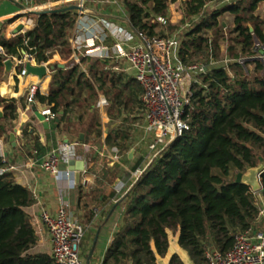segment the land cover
I'll return each instance as SVG.
<instances>
[{"label": "trees", "instance_id": "16d2710c", "mask_svg": "<svg viewBox=\"0 0 264 264\" xmlns=\"http://www.w3.org/2000/svg\"><path fill=\"white\" fill-rule=\"evenodd\" d=\"M212 1L186 0L183 7V22L196 16L199 20L183 34L181 59L185 63L203 60L206 68L192 83L190 105L185 108L189 129L165 146L120 197L118 204L123 212L119 230L102 264H157V255L165 256L169 250L168 231L177 229L179 244L194 264H209L208 250L229 251L235 236L254 226L258 218L255 193L236 178L238 173L245 174L264 163V59L258 58L264 47V19L256 13L264 0H217L214 9L208 11ZM121 2L137 32L163 37L166 30H157L159 24L170 32L176 28L168 18L172 0ZM226 13L234 15V36L224 60L219 58L225 39L219 18ZM76 14L77 10L31 13L33 25L24 35L13 39L0 36L4 48L0 53V80L7 57L22 58L25 52L41 64L61 47L67 59L71 51L67 39ZM158 17L168 23L157 22ZM81 61L83 66L71 60L52 70L47 76L48 93L38 96L54 104L57 117L52 121L57 126L67 114L75 112L86 127L84 143L98 141L122 152L131 133L118 124L104 135L95 110L98 97L102 94L112 101L108 117L118 123L121 118L127 121L142 112L143 88L134 78L114 71L107 60L82 57ZM249 65H253V71ZM26 105V99L0 94V139H9L18 110ZM80 156L86 159L98 199L117 198L116 188L106 190L119 179L118 169L97 175L91 167L97 159ZM141 163L142 158L132 171ZM261 183L264 194V172ZM34 203L32 191L17 183L12 172L0 175V264H57L49 253L31 252L38 236L26 208ZM170 264L184 263L174 254Z\"/></svg>", "mask_w": 264, "mask_h": 264}, {"label": "crops", "instance_id": "0c3cea01", "mask_svg": "<svg viewBox=\"0 0 264 264\" xmlns=\"http://www.w3.org/2000/svg\"><path fill=\"white\" fill-rule=\"evenodd\" d=\"M60 1L62 0H35V4L42 6V10L77 5L76 2L62 5ZM18 4L21 3L16 2L15 0H0V36L13 39L18 36L14 34L18 32L19 26H24L25 16L22 14L23 8ZM84 7L90 14L96 15L98 19L115 18L122 22L128 20L130 17L129 12L121 1L84 0ZM27 17H30V15ZM182 17L183 14H180L178 17L172 19L169 7L168 18L175 27L176 24L182 21ZM232 21V25L234 26V20ZM223 26L224 29L227 30L230 25L224 23ZM78 31L79 26L77 25V22L76 24L74 22L67 39V45L71 50L69 57L67 59L62 57V49L59 47L50 53L51 57L48 61L49 65L59 63L65 66V63L68 61H75V59L71 57L73 46L71 39ZM220 51L224 54L222 56L225 58L227 49L221 47ZM81 59L82 58H80V60ZM102 60H107L109 63L124 62L123 60L119 61L118 59ZM77 64L83 66L82 61ZM249 66L253 67L252 65ZM112 69L117 73L134 78L126 67L119 71L118 67L112 64ZM14 72L15 68H13L9 75H5L4 71V75L0 80L1 95L25 99L28 87L31 83H37L40 86L41 94L46 95L48 93V77L44 80H39L32 75L23 78H16ZM98 98V107L103 106L107 109L112 107V101L107 100L104 95L99 94ZM0 109L3 112V108L0 107ZM18 113V120L14 121V127L12 131H10V133H16L15 144L10 141V136L8 140H5L4 138L0 139L3 149V157L1 160L4 163V166L9 169L8 171L13 173L15 181L29 188L35 198V203L26 208V212L29 214L31 223L38 236V242L35 247L31 249V252L51 254L50 236L42 220V210L47 209L50 213L55 214L61 207L67 206V209L73 216L74 220L84 226L85 233L82 242V250L86 257H88L89 252L93 247L95 238L98 237L92 255L91 264H102L104 255L109 245L112 243L116 232L119 230V221L123 212V207L118 204V201L123 194L118 195L117 198L102 196L98 199L99 192L94 186H92L94 183L93 178L88 174V171L87 175L90 178V184L88 186L78 184L75 188H71L69 180L66 178H57L41 168L40 163L42 158L49 151L66 142L80 140V135L83 133L84 138L83 141L80 140L81 144L77 147V154L78 159L85 161L86 170L88 167L86 159L80 156V154L87 156L89 159H97L95 163L91 165L92 168L95 167L94 172L97 175H102V172L105 170L113 171L115 167L116 170L118 169L117 172H119V179L116 180L114 185H112V187L110 186V189L108 188L106 191H110L113 188L119 189L120 187L125 191H128L137 180L139 176L138 173L145 170V168L151 163V159L161 153L165 148V144L163 142H156L153 135L146 131L144 128V113L142 115L143 117L138 116V118L141 117L139 119H135L138 115L137 114L127 121L121 118L118 123L112 124V127L119 124L121 128H126L131 133V138L126 149L122 152H119L118 150V160L113 157L114 154L112 149L114 147H108L104 143V146L102 145L99 149L96 144H90L92 142L84 143L87 131L80 122L78 114L75 112L67 114L65 120L58 126L53 121L49 122L48 126H45L40 117H38L32 109H25L20 106ZM103 118L110 121L107 114H105ZM106 133L107 130H104V135H106ZM91 138L94 140V136H91ZM131 151L133 154L130 157ZM141 158L142 163L139 168L136 171H132L131 167ZM102 159L106 162L105 164L100 165L98 162ZM259 166L264 168V163ZM61 168L70 169V166L69 164H62ZM255 195L259 207V215L254 226L256 230L264 231V194L262 191H259L256 192ZM91 211H93L92 213L94 215L89 219ZM168 234L170 241L169 250L165 256L157 255V264H170L171 257L174 254L179 255L184 264H194L187 250L179 244V229L169 230ZM114 264L126 263L120 262Z\"/></svg>", "mask_w": 264, "mask_h": 264}, {"label": "built area", "instance_id": "2783aa9c", "mask_svg": "<svg viewBox=\"0 0 264 264\" xmlns=\"http://www.w3.org/2000/svg\"><path fill=\"white\" fill-rule=\"evenodd\" d=\"M15 1L23 4L22 14L25 21L23 29L14 35H24L33 25V19L27 16L33 11L42 10L43 7L36 5L35 0ZM216 1L210 2L208 6L214 5ZM71 2L84 7V0L60 1L62 5ZM198 20L199 16L181 21L170 34L149 37L134 30L130 17L122 22L115 18L98 19L86 8L77 10L75 24L77 22L79 31L71 39V57L77 63H81L82 57L123 60L126 69L143 88L141 101L145 115L144 128L153 135L156 142H163L167 146L189 129L184 115L185 108L190 105L192 83L196 82L206 69L201 63H185L181 59L183 34ZM156 21L163 25L168 23L163 17H158ZM0 53H4V50ZM260 56L264 59V54ZM8 58L17 65V68L14 67L16 78L28 76L25 69L27 61L40 65L27 53L22 58ZM41 64L49 65L48 62ZM38 94H41L40 86L31 83L26 93L25 109L38 111L46 121L51 122L57 117L54 104L41 100ZM80 144V140H75L52 149L42 158L41 168L57 178H66L71 188L78 184L88 186L90 178L86 168L81 171L79 182L76 181L73 170L61 168L62 164H69L70 160L78 159L77 147ZM112 152L114 159L118 160V149L114 147ZM8 170L5 166L0 167V175L9 172ZM126 192L122 187L117 189L118 195H124ZM42 220L50 236L51 255L57 264H88L82 250L84 226L74 220L67 206L61 207L55 214L43 209ZM206 257L209 264H264V231H258L255 226H251L235 236L234 245L229 251L221 253L210 249Z\"/></svg>", "mask_w": 264, "mask_h": 264}, {"label": "water", "instance_id": "95a60500", "mask_svg": "<svg viewBox=\"0 0 264 264\" xmlns=\"http://www.w3.org/2000/svg\"><path fill=\"white\" fill-rule=\"evenodd\" d=\"M21 8H24L23 5L18 4ZM85 8L80 6V5H69V6H65V7H59V8H54V9H45V10H40V11H33V13L35 12H66V11H70V10H84ZM23 29V26H19L18 28V32L21 31ZM252 30V28H251ZM4 48L0 47V51L3 52ZM24 55L26 54L25 52H23ZM260 54L263 55L264 54V47H262L260 49ZM258 58H261V56H258ZM28 59H30V57H28ZM5 64V75H9L13 68L16 67L17 65L15 64V62L11 59L8 58L5 60L4 62ZM58 67H64V65L62 64H55V65H51V66H47L45 64H40V65H33L30 61H27V63L25 64V69L27 72V75H32L37 77L39 80H44L49 73L58 68ZM34 112L38 115V117H40L41 121H43L45 126L49 125V122L45 120V117L42 116L38 111ZM3 116V112L0 109V118ZM10 136V141L13 142V144H15V140H16V133L15 132H11L9 134ZM84 135L83 133H81L80 135V140L83 141ZM133 152L131 151L130 153V157L132 156ZM3 157V149H2V143L0 141V160ZM69 166L70 169L73 170L75 172V177H76V181L79 182L80 181V176H81V171H83L85 169V161L82 159H72L69 161ZM264 172V168L263 167H254V168H250L248 170L247 173H238L236 181L237 182H243L245 184H247L251 190L256 193L259 191H262V183H261V175ZM97 239L98 237L95 238V241L93 243V247L91 249V251L89 252V255L87 257V263L91 264V259H92V255L94 252V248L96 246L97 243Z\"/></svg>", "mask_w": 264, "mask_h": 264}, {"label": "rangeland", "instance_id": "374dc122", "mask_svg": "<svg viewBox=\"0 0 264 264\" xmlns=\"http://www.w3.org/2000/svg\"><path fill=\"white\" fill-rule=\"evenodd\" d=\"M118 1H121V0H118ZM184 3H185V0H172V3L170 4V14H171L172 19L178 17L180 14H183ZM212 9H214V5L208 7L207 10L208 11H211ZM256 13L258 15H260L264 19V1L259 4ZM233 16L230 15V14H226V15L224 14L223 16H221L219 18L220 23H222L223 25H224V23H227L228 25H230V26H228L229 28L227 30H225V39L223 41H221V47H225L226 49H227V46L231 43V37L234 36V34L231 33V29L233 28V25H232V22L233 21L232 20H234L233 19ZM163 29L166 30L165 31L166 34H170L171 33L169 29H166L164 26H162V25L159 24V27L157 28V30H163ZM222 55H224V54L220 51L219 58L225 60V58ZM62 57H63V55H62ZM110 63L116 65V67H118V70L119 71H121L122 68L126 67L124 62H110ZM192 63H201V64H203V60L193 61ZM249 69H250V71H253L254 70V68L253 67H250V66H249ZM98 102H96V103H98ZM95 110H97L98 113H99V115H100V121H99L100 122V125H99V127L102 128V130H109V129H111L112 128V124L114 122L112 120L107 121V120H105L103 118L105 114L108 115V109L106 107L101 106V107H95ZM143 113H144V110H142V112H139L138 115L135 117V119L141 118V117L138 118V116H142ZM84 128L86 129L85 126H84ZM94 143L97 145V147L99 149L103 145V143H100L98 141H96ZM153 158H155V157H153ZM151 161H152V159H151ZM105 162L106 161L102 159V160H99L98 163H100V165H102V164H105Z\"/></svg>", "mask_w": 264, "mask_h": 264}]
</instances>
